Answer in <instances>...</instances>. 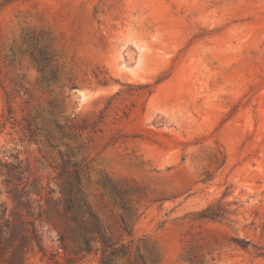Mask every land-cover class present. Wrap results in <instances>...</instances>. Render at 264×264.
Listing matches in <instances>:
<instances>
[{
  "label": "rangeland",
  "instance_id": "1",
  "mask_svg": "<svg viewBox=\"0 0 264 264\" xmlns=\"http://www.w3.org/2000/svg\"><path fill=\"white\" fill-rule=\"evenodd\" d=\"M75 169L115 264H264V0H0V264L75 258Z\"/></svg>",
  "mask_w": 264,
  "mask_h": 264
},
{
  "label": "trees",
  "instance_id": "2",
  "mask_svg": "<svg viewBox=\"0 0 264 264\" xmlns=\"http://www.w3.org/2000/svg\"><path fill=\"white\" fill-rule=\"evenodd\" d=\"M41 70L42 69H40V71ZM53 125L59 128V126L54 122ZM31 133L34 135L35 131H32ZM69 164V161H63L59 168V176L64 177L68 173L67 166ZM73 167L76 168V165L73 164ZM74 179L75 181L66 179L65 185L61 190L62 195L65 198L63 202L64 211L70 214L71 219L79 226V232L73 239L72 246H68L66 243V236L64 233H60L59 235L58 241L62 251L69 252L75 257L64 258V261L66 264H73L81 258H84L86 255L99 253V264H115V260L117 258L125 255V245L113 243L112 238L106 234L104 226L96 213L91 210L85 199L81 197L82 191L80 188V176L77 169L74 170ZM8 184H10V182L5 181V185ZM79 196L81 198H79ZM27 208L28 206L25 204L22 209ZM82 210H84V213H82ZM20 211L21 210L17 205L8 210L4 203H0V256L9 250L12 245L11 238L14 225L11 223V220L15 215L19 214ZM84 215H88L90 218L89 221L82 218ZM228 215L229 213L227 208L219 201L215 204L209 205L198 213V217L200 219L209 221H224ZM122 228L126 231L127 235L131 237V231H127L124 219L122 222ZM24 240H26V243L30 245V250H33L34 245H36L41 252L43 251L40 244V238L34 228L31 229L30 235L26 239L24 238ZM242 243V247H246L248 245V242L246 241ZM28 250L29 246L25 247V251ZM43 255L45 254L43 253ZM137 259L141 261V264H144V259L141 255H138ZM2 262L4 264H9L6 259H3ZM53 264L62 263L53 261Z\"/></svg>",
  "mask_w": 264,
  "mask_h": 264
}]
</instances>
